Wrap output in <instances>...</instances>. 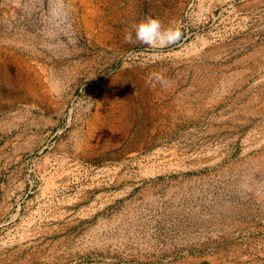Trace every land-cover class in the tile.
<instances>
[{"label":"rangeland","instance_id":"obj_1","mask_svg":"<svg viewBox=\"0 0 264 264\" xmlns=\"http://www.w3.org/2000/svg\"><path fill=\"white\" fill-rule=\"evenodd\" d=\"M0 264H264V0H0Z\"/></svg>","mask_w":264,"mask_h":264},{"label":"clouds","instance_id":"obj_2","mask_svg":"<svg viewBox=\"0 0 264 264\" xmlns=\"http://www.w3.org/2000/svg\"><path fill=\"white\" fill-rule=\"evenodd\" d=\"M135 40L151 48L173 45L181 39L182 32L175 27H165L161 20L154 16H146L144 19L132 25ZM128 41L133 40L132 33L126 36ZM155 80L164 85L165 81L161 76Z\"/></svg>","mask_w":264,"mask_h":264},{"label":"bare ground","instance_id":"obj_3","mask_svg":"<svg viewBox=\"0 0 264 264\" xmlns=\"http://www.w3.org/2000/svg\"><path fill=\"white\" fill-rule=\"evenodd\" d=\"M167 94H168V93H167ZM157 96H158V95H157ZM165 96H166V95H165ZM163 98H164V96H163ZM161 100H162V99H161ZM170 102H171V101H170ZM170 102H169V103H170ZM162 103H163V102H162ZM173 104H174V103H173ZM180 104H181V103H180ZM161 106H162V105H161ZM164 106H165V105H164ZM168 106H169V105H168Z\"/></svg>","mask_w":264,"mask_h":264}]
</instances>
